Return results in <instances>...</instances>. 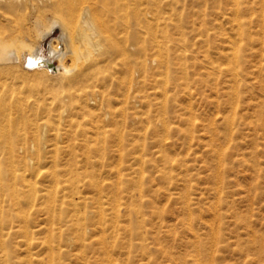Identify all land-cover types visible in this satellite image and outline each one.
I'll return each mask as SVG.
<instances>
[{
	"label": "rangeland",
	"instance_id": "374dc122",
	"mask_svg": "<svg viewBox=\"0 0 264 264\" xmlns=\"http://www.w3.org/2000/svg\"><path fill=\"white\" fill-rule=\"evenodd\" d=\"M69 1L108 59L85 89L0 70L1 264H264V4L0 0V33L65 52Z\"/></svg>",
	"mask_w": 264,
	"mask_h": 264
},
{
	"label": "bare ground",
	"instance_id": "6f19581e",
	"mask_svg": "<svg viewBox=\"0 0 264 264\" xmlns=\"http://www.w3.org/2000/svg\"><path fill=\"white\" fill-rule=\"evenodd\" d=\"M236 12L237 22L240 26L243 25L242 19V5L246 6H255L259 3L264 4V0H231ZM74 2L69 1L64 3L66 9V16L63 19L64 25L61 27L63 34L67 36L64 37L63 42L66 45V51L62 52V49L57 50L58 48H53L52 46L49 49V52H45L40 45L41 38H44L46 34H51L56 26L52 24L48 29H46L41 34H35L33 41L27 36L26 33L21 35L14 36L12 34H3L0 33V63H4L7 66H0V70L7 69L12 71L15 67H18L17 64L21 63L23 60V65L27 67H33L31 70L33 72H49L52 70L59 71L62 70V77L64 80L68 81L70 84L78 86L79 89H85L88 87V83L93 81V83L100 80V75L102 71V63L108 59V52L104 50V45L102 44V28H105L103 22H101L96 15H92L84 21L85 26L80 25L81 16L77 14L74 7ZM88 15V12H87ZM86 15V16H87ZM58 21V20H56ZM242 28V27H240ZM109 37V36H108ZM40 38V40H39ZM56 39V38H55ZM52 57H56L59 60V65L57 67L50 64ZM69 58L73 62L72 66H66L65 60ZM238 58V57H237ZM3 65V64H2ZM76 68V71L74 70ZM167 68V66H166ZM73 70L75 72H73ZM237 75V73H236ZM115 81V80H114ZM92 88V87H91ZM93 95L96 91L93 90ZM4 94V93H3ZM2 95L0 100L2 99ZM6 108L0 109V119H8V122H15L6 114ZM23 113V112H22ZM11 119V120H10ZM99 129V127H97ZM11 134V132L9 131ZM1 176V169H0ZM55 177V174L53 176ZM57 185L63 184L65 190L67 187H73L74 183L71 180H60L56 179ZM99 184V183H98ZM74 188V187H73ZM66 195L59 197L61 209H66L72 206L71 209H77L81 206V203L78 202V198L72 197L71 200H66ZM100 208V207H98ZM99 209V214L102 219H104V212ZM62 211V210H61ZM75 215V214H74ZM86 216V215H85ZM77 217V216H76ZM86 218V217H84ZM62 219V218H61ZM78 218H76L77 220ZM64 220V219H63ZM62 220V221H63ZM81 218L77 221L80 223ZM61 223V222H60ZM76 225V224H74ZM101 226V224H100ZM51 231V230H50ZM9 234L4 235L0 233V253H4V257H7L5 253L6 250V239L4 237L9 236ZM48 243V241H47ZM2 255L0 256V264L3 262Z\"/></svg>",
	"mask_w": 264,
	"mask_h": 264
},
{
	"label": "water",
	"instance_id": "95a60500",
	"mask_svg": "<svg viewBox=\"0 0 264 264\" xmlns=\"http://www.w3.org/2000/svg\"><path fill=\"white\" fill-rule=\"evenodd\" d=\"M36 66H33V67H26L27 69L31 70L32 68H35Z\"/></svg>",
	"mask_w": 264,
	"mask_h": 264
}]
</instances>
